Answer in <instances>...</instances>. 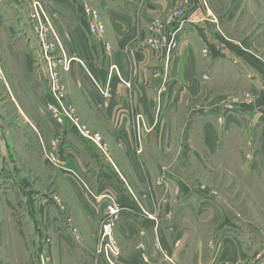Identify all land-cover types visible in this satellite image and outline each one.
I'll return each mask as SVG.
<instances>
[{
    "label": "crops",
    "instance_id": "obj_1",
    "mask_svg": "<svg viewBox=\"0 0 264 264\" xmlns=\"http://www.w3.org/2000/svg\"><path fill=\"white\" fill-rule=\"evenodd\" d=\"M28 1L0 0L4 53L22 42L20 30L30 28L28 16L27 22L23 19ZM43 1L49 12L59 14L64 44L70 47L77 40L78 57L111 92L104 98L98 88L94 91L99 94L88 90L94 94L89 98L83 91L76 101L79 111H85L92 137L70 123L53 128L60 133V144L49 150L63 162L59 171L50 169L57 177L55 197L66 220L60 228L63 242L95 254L92 264H250L243 242L232 232L229 214L202 189L214 172H229L221 158L238 160L231 171L264 168V65L253 54L239 49L231 53L229 39L236 41L218 30L228 29L232 21L224 16L220 21L218 14V20H211L205 6L214 13L226 11L227 4L220 8L215 0ZM84 3L98 11L106 27L100 40L89 31ZM176 11L182 15L170 18ZM158 18L167 33L177 31L179 47L169 58L148 44L154 37L152 22ZM54 20L50 23L55 28ZM258 29L256 44L263 48L264 31ZM62 51L66 56L63 46ZM244 91L252 93V104L235 97ZM247 155L255 157V164L247 162ZM38 158L53 168L42 152ZM214 158L219 159L217 165ZM22 172L8 163L0 171L2 253L27 252L21 238L36 247L37 223L31 228L29 222L37 215L36 199L34 213L19 214L11 208L12 201L7 203ZM112 200L123 211L114 230L118 251L108 260L95 251L105 207ZM51 202L46 198L40 205L46 219ZM28 230L30 235L24 236ZM14 257L4 259L19 262ZM260 260L255 264H264Z\"/></svg>",
    "mask_w": 264,
    "mask_h": 264
},
{
    "label": "rangeland",
    "instance_id": "obj_2",
    "mask_svg": "<svg viewBox=\"0 0 264 264\" xmlns=\"http://www.w3.org/2000/svg\"><path fill=\"white\" fill-rule=\"evenodd\" d=\"M214 2L219 7L227 4L224 12H215L212 8L214 13L207 4L205 6L211 20H218L216 16L218 14L220 21L224 19L232 21L229 24L231 27L228 29L218 30L226 32L231 39L236 41L233 42L229 39L231 53L236 54L239 49L241 53L253 54L264 65V47L259 48L261 45L256 44L258 27L263 28L264 31V5L260 6L257 3L264 4V0H258V2L256 0H215ZM24 7L25 14L28 15H23V19L24 22H27L28 16L29 22L27 23L30 28H25V31L20 30L21 35H24L20 38L22 42L13 43L10 46L9 54L6 51L4 53L2 51L4 46L0 45V126L3 128L0 136V171L7 163L12 168L23 171L20 180H16L12 198L7 203L12 201L11 208L13 207L14 211L22 214L27 211L34 213L36 201L37 215L29 222L32 223L31 228L33 224L37 223L36 232L38 235L36 247L25 241L27 238H21V244L28 246V251L21 254L0 252V261L4 260L10 264L11 262L5 261L4 258L15 256L14 258L19 261L15 260V264H43L40 259L47 256L51 259L49 264H92L93 261H96L95 254L93 257L86 249L80 252L74 248V244H67L61 238L60 228L66 226V220L62 218L59 202L54 199L55 195L59 194V190L55 184L57 177L53 171H57L58 167L49 163L47 154H50L49 149L53 146V141H57V149L60 144V133L58 129L57 132L53 131V128L59 126L62 129L63 125H59L53 119L48 106L54 102L50 80L52 77H57L60 85L66 86L64 105L74 109L81 125L90 129L91 125L86 121L85 111L84 109L79 111L76 101L81 99L83 91L86 93L84 96L89 98L94 95L88 90L92 92L97 90L94 81H97V78L92 75L93 72L88 71L90 68L86 62L78 57L77 40L75 39V44L70 47L67 43L64 44L60 17L56 11L52 10L53 14L49 12L43 0H30ZM53 19H55V28L50 23ZM0 21H2L1 18ZM36 28L39 30L43 28L42 36ZM57 36L58 38H56ZM56 39L60 40V44L63 42L62 46L65 48L66 56ZM51 43L54 44L53 47H49ZM234 95L236 98L252 102L253 95L248 91ZM83 121L87 124H83ZM64 123L70 122L65 120ZM35 139L37 146L34 142ZM245 142L248 147L247 139ZM30 143L33 145L31 150H29ZM35 152L37 153L35 154ZM41 152L53 168L46 167L39 161L38 157ZM262 154L263 159L264 153ZM246 159L247 162L255 161V157L248 155ZM218 160V158H214V164L217 165ZM220 161L228 164L229 172H214L211 179L207 177V180L203 176L202 179L209 183L206 184L207 188L203 187L202 189L207 190L219 202H217L218 205L229 214L232 232L243 242L245 250L250 255L248 256L251 260L250 264H255L259 259L264 262V168L262 167L259 172H256V169L237 172L230 170L238 164L236 158H221ZM34 168L36 171H32ZM50 169L53 171L51 172ZM45 182L49 183L48 186H45ZM45 187L47 192L44 191ZM33 190H36L35 194H32ZM46 198L53 200L49 204L47 219L45 215H41L44 209L40 210V205H44L43 202ZM5 205H7L6 202ZM2 208L1 205L0 212ZM40 216L43 219L42 229H40ZM44 218L46 224H44ZM4 230L2 221H0V238L5 235ZM11 235H16V232L12 231ZM23 235H30V231L23 232ZM40 242L44 249L40 247Z\"/></svg>",
    "mask_w": 264,
    "mask_h": 264
},
{
    "label": "built area",
    "instance_id": "obj_3",
    "mask_svg": "<svg viewBox=\"0 0 264 264\" xmlns=\"http://www.w3.org/2000/svg\"><path fill=\"white\" fill-rule=\"evenodd\" d=\"M83 9L86 15V19L88 21V27L90 33L95 37L102 39L105 36L106 27L102 22L98 11L87 3H84ZM36 15L39 18V15L37 13ZM36 15H33V17H36ZM181 15H182V11L172 12L170 18H176L177 16H181ZM185 21L186 20H184V22ZM36 29L38 32L40 31L42 36L43 28H41V30H39V28ZM151 30L154 33V37L149 39L148 44L155 52L165 54L166 57L169 58L171 54L174 51H176L179 47L177 31L167 33L165 31L164 23L160 18L153 20ZM55 34L56 33L54 32V35ZM56 38H58V36ZM56 40L57 43L60 44V40L59 39ZM53 46L54 44L51 43L49 47H53ZM106 46L109 47V44L106 43ZM52 78L50 81H51V93L53 95L54 102L50 104L48 107L53 119L59 125H64L65 120H69L72 126L75 129H77L79 132H81L83 135L92 137L91 131L87 129L85 126L81 125L80 119L76 117L74 109L64 105L63 101L65 96L66 86L60 85L59 79L57 77L53 78V80ZM94 81H95V86L100 90L101 95L104 98H110L111 92L108 86L104 87L98 81L96 80ZM52 144L54 151L57 150V141H53ZM47 157L50 160L49 162L55 165L56 167H63V162L57 157L55 153L47 154ZM54 199L59 202L58 197H54ZM122 211H123L122 205L116 202L115 200H112L106 204L104 217L102 220V232H101L100 243L97 249V254L103 255L108 260H110L111 257L114 256L118 251L117 243L115 241V236H114V230L116 225L120 222L122 218ZM149 215L151 216V214ZM50 260H51L50 257L47 256L43 257L42 260L40 259L41 263L43 264L46 263L49 264ZM237 264H242V263H237Z\"/></svg>",
    "mask_w": 264,
    "mask_h": 264
},
{
    "label": "water",
    "instance_id": "obj_4",
    "mask_svg": "<svg viewBox=\"0 0 264 264\" xmlns=\"http://www.w3.org/2000/svg\"><path fill=\"white\" fill-rule=\"evenodd\" d=\"M2 135V128H1V126H0V136Z\"/></svg>",
    "mask_w": 264,
    "mask_h": 264
}]
</instances>
